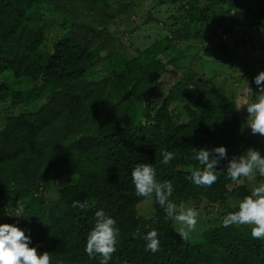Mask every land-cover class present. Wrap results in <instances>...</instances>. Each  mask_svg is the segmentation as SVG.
<instances>
[{
  "label": "trees",
  "instance_id": "trees-1",
  "mask_svg": "<svg viewBox=\"0 0 264 264\" xmlns=\"http://www.w3.org/2000/svg\"><path fill=\"white\" fill-rule=\"evenodd\" d=\"M151 1L139 11L144 0H0V224L24 230L51 264H99L85 252L98 210L119 229L109 264H264L252 225L222 223L251 194L247 179L228 178V162L248 148L264 156V138L246 130L227 76L217 85L184 67L195 43L215 38L224 58L231 42L264 54L253 38L264 34V4L250 22L256 11L242 9L246 0ZM151 25L163 37L136 47L134 36ZM220 146L227 156L217 182L187 179L203 169L193 148ZM163 151L175 155L167 165ZM140 163L172 182L177 206L198 210L189 240L154 196L136 195L131 172ZM86 200V210L73 207ZM151 230L161 241L154 254L145 251Z\"/></svg>",
  "mask_w": 264,
  "mask_h": 264
},
{
  "label": "clouds",
  "instance_id": "clouds-1",
  "mask_svg": "<svg viewBox=\"0 0 264 264\" xmlns=\"http://www.w3.org/2000/svg\"><path fill=\"white\" fill-rule=\"evenodd\" d=\"M258 93L253 101L248 98L237 111L246 107L248 119L246 125L250 127L253 135L264 137V71L254 77ZM248 85V84H247ZM249 93H253L250 86ZM206 98H210L207 97ZM194 159L203 169H196L187 177L199 187H211L218 180L221 172L215 170L219 159L226 158L227 149L224 146L208 148H193ZM162 163L167 165L175 159L171 151L162 152ZM211 157V159H210ZM227 176L233 183H242L241 178L253 180L258 173L264 177V156L254 148L239 157H233L227 165ZM135 193L139 197L152 198L164 209L170 219L182 225L178 235L182 241H187L190 234L196 229L199 212L194 207L186 208L183 203L177 206L172 200L173 184L171 181H158L156 169L149 163H140L131 172ZM73 207L86 210L90 207L89 201H74ZM96 223L89 232L85 252L89 258L100 257L99 264H109L113 254L117 251L119 229L116 220L108 216L103 210L95 213ZM223 226L252 225L251 237L264 240V184L254 187L250 195L245 196L238 205V211L230 212L223 217ZM156 230L149 231L144 239L147 241L145 251L156 253L159 251L161 241ZM31 237L25 231L13 224H0V264H51V253L44 251L38 253L36 247H31Z\"/></svg>",
  "mask_w": 264,
  "mask_h": 264
},
{
  "label": "rangeland",
  "instance_id": "rangeland-1",
  "mask_svg": "<svg viewBox=\"0 0 264 264\" xmlns=\"http://www.w3.org/2000/svg\"><path fill=\"white\" fill-rule=\"evenodd\" d=\"M151 3H152L151 0H144V3L140 5L139 11L148 9ZM262 4H264V0H246L245 3L241 5L244 11L247 10L245 5L251 6L256 11V12L253 11L254 13L253 15H251L250 22H256L257 20H261L263 16L259 13V8L261 7ZM255 14H256V17H255ZM159 26L160 28H162L161 24ZM121 27L123 26L121 25ZM258 27L259 25L255 26L254 28L258 30ZM54 31H57V30H54ZM166 32L167 30H165L164 33ZM244 34L246 37H248L247 32L244 31ZM159 35H160V29L159 28L157 29L153 25H151L147 30H142L134 36L133 44L136 47L139 46L141 49H145L150 46L149 41L151 40L153 41L155 38L159 37ZM161 35L162 36H160L158 39L163 37V34ZM229 37L230 35H227L226 38H229ZM237 37H238V41L242 43L241 40L244 37L242 33L237 34ZM253 38L256 39L254 40L256 45L264 46V34L262 33V31H257L255 34H253ZM195 44L196 46L192 48L194 49L193 56L188 57L187 59L189 60L184 62L185 69L194 67L195 70L203 72L201 74V78H200L201 80L208 78L209 79L208 81H213L216 79L217 85L220 84L221 80L223 79V75L227 76L229 80L226 81L224 89L226 92H230L232 90L234 91L235 96H236L235 98L237 100L238 105H242L244 101L248 98H251L253 101L256 99L255 95L258 93V88L254 82V77L259 72L264 71V54H262L261 51H257L256 55H254L252 52L251 46L243 47V44H241L240 46H237L236 43L231 42L228 44V47H227V51L231 55L230 57L224 58L220 55V52H222L223 49H219L217 47V46H220L219 40L217 38L211 41H203V42H199ZM177 48L180 49L181 51H184L186 49L184 45H179L177 46ZM246 57H247L248 63L246 62ZM216 59H218L219 63L221 65L223 64L225 67H221V65L216 64V62H213ZM101 75L102 73H100V76ZM239 79H242V80L238 81ZM248 86L251 87L253 93H249L247 91ZM4 108H1V110L4 111L5 110ZM23 110L25 111V108H23ZM239 111H240V114L247 121L248 113H247L246 107H242ZM1 115L2 113H0V127L4 125L5 119H6L4 113L3 115L5 119ZM244 125L248 133H250L251 129L250 127L246 125V122H244ZM255 180L260 181L261 182L260 184H264V177H261L257 173L253 180L247 181L249 187L251 188V191L253 190L254 187H256L254 186L256 184ZM56 193H57V187L53 188L51 195L54 197ZM185 207L188 208V206H185Z\"/></svg>",
  "mask_w": 264,
  "mask_h": 264
}]
</instances>
